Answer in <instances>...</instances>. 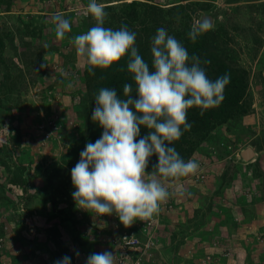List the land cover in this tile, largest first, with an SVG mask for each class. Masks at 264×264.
Returning <instances> with one entry per match:
<instances>
[{
  "label": "rangeland",
  "instance_id": "374dc122",
  "mask_svg": "<svg viewBox=\"0 0 264 264\" xmlns=\"http://www.w3.org/2000/svg\"><path fill=\"white\" fill-rule=\"evenodd\" d=\"M136 1L158 5L159 28L174 37L208 17L215 49L247 72V112L198 146L194 175L162 182L170 196L147 234L148 219L125 227L115 214L85 211L71 195L80 157L69 152L98 124L74 110L88 65L71 38L95 26L89 0H0V264H54L64 255L85 264L102 251L115 264H264V0ZM178 4L190 16L183 25L168 13ZM56 13L71 24L62 40L50 19ZM246 147L255 156L243 162ZM123 235L140 245L124 247Z\"/></svg>",
  "mask_w": 264,
  "mask_h": 264
},
{
  "label": "clouds",
  "instance_id": "9594fccd",
  "mask_svg": "<svg viewBox=\"0 0 264 264\" xmlns=\"http://www.w3.org/2000/svg\"><path fill=\"white\" fill-rule=\"evenodd\" d=\"M118 1H109L106 6L113 7L115 4L110 3ZM106 6L89 0L87 13L95 20V26L72 37L71 43L77 56L86 60L91 75H95V69L117 64L127 54L126 70L135 88L125 83L121 97L115 88L101 87L95 95L91 119L103 132L95 143H86L71 169L75 188L71 195L79 208L99 216L115 214L128 227L136 220L152 218L169 198L170 192L162 184L168 181L161 178L179 180L197 172L199 163L185 160L173 142L192 128L187 119L189 109L196 107L203 116L205 110L223 102L231 76L225 73L210 79L205 65L211 61L189 55L185 45L164 27L151 37L150 68L136 46L135 31L126 24L118 29L104 26L109 15ZM50 19L57 39H64L71 31L69 19L62 13ZM211 26L206 18L194 21L188 39L195 43ZM119 71L125 69L120 67ZM141 126L148 130L143 136ZM153 156L157 162L148 172ZM177 191L180 196L191 195L182 188ZM75 254L79 258V252ZM71 262L72 257L64 255L54 264ZM85 264H115V257L111 251L92 252Z\"/></svg>",
  "mask_w": 264,
  "mask_h": 264
},
{
  "label": "trees",
  "instance_id": "16d2710c",
  "mask_svg": "<svg viewBox=\"0 0 264 264\" xmlns=\"http://www.w3.org/2000/svg\"><path fill=\"white\" fill-rule=\"evenodd\" d=\"M147 2L133 0L129 3H122L118 7L106 6L105 11L109 15L106 17L104 26L112 27L114 29V25H116L115 29H118L121 24H126L130 30L135 31L137 33L136 46L138 47L139 53L143 56L146 62L149 63L151 68L150 41L152 35H155L156 30L159 28L156 13L160 8L158 5H153L151 2ZM7 8H9V5ZM186 11L187 6L178 4L177 6H174V8L168 10V13L178 17L183 25L182 20L185 21L186 19H190V16L188 17ZM158 14L160 13L158 12ZM184 26H186V24ZM175 36L185 45L189 55L196 54L201 58L209 59L211 61L210 64L205 65L207 75L210 79L215 80L217 77L222 76L225 73H230L231 76L230 83L225 88V98L218 107L205 110L203 116L199 114L200 109L196 107L189 109L187 119L192 124V128L190 131L185 132L178 141L173 142L172 145L185 160H188L195 151L199 149L198 146L206 141L212 133H219L222 125L227 122L231 123L238 120L247 112L249 108L245 101L248 87L247 72L238 67L234 62H230V59L227 60L224 52L215 49V46L210 39L211 34L209 32L206 31L195 43H192L187 35L184 37L183 34L178 33ZM2 47L3 42L0 41V51ZM0 62H2L1 58ZM126 64L127 54L121 59V61L108 69H95V75L89 74V66L86 67L83 81L86 92L80 98L79 104L74 107L80 121L87 116L91 118L92 109L95 107L94 98L101 87L115 88L118 96L121 97L123 96V85L125 83H131L133 84V88H135L132 76L126 70ZM120 67H123L125 71H119ZM2 84L3 82L1 81L0 86H2ZM147 131L146 128L141 126V136L147 134ZM102 132L103 129L97 125L87 138H84L76 146L70 149L69 156L80 157V153L84 150L86 143H95V141L100 138ZM220 139H222V137ZM221 142L223 141L221 140L219 143ZM228 142L231 143V141ZM156 162L157 157L153 156L146 171L151 172L152 165ZM64 163L68 164V162ZM54 172H58V168ZM259 175V172L255 171V177H259ZM17 179L18 177H14L12 180L15 182ZM161 179L164 181L175 180ZM55 243L57 244V241H55Z\"/></svg>",
  "mask_w": 264,
  "mask_h": 264
},
{
  "label": "built area",
  "instance_id": "2783aa9c",
  "mask_svg": "<svg viewBox=\"0 0 264 264\" xmlns=\"http://www.w3.org/2000/svg\"><path fill=\"white\" fill-rule=\"evenodd\" d=\"M150 222H152L150 219H148L146 222H145V225H143V233L144 234H147L148 232H149V230H150V226L152 225V223H150ZM150 238L148 237V240H149ZM121 243H122V245L124 246V247H128V248H131V247H137V246H139L140 244V242L136 239V238H127L126 236H122L121 237ZM149 243H146L145 242V246H147ZM122 263L123 264H125L126 263V261L125 260H122ZM136 264H138V262L136 263Z\"/></svg>",
  "mask_w": 264,
  "mask_h": 264
},
{
  "label": "water",
  "instance_id": "95a60500",
  "mask_svg": "<svg viewBox=\"0 0 264 264\" xmlns=\"http://www.w3.org/2000/svg\"><path fill=\"white\" fill-rule=\"evenodd\" d=\"M204 18L208 19V21L210 22V19L208 17H201V20H203ZM254 156H255V151L253 148L250 147H247L240 152V157L244 162H248Z\"/></svg>",
  "mask_w": 264,
  "mask_h": 264
}]
</instances>
